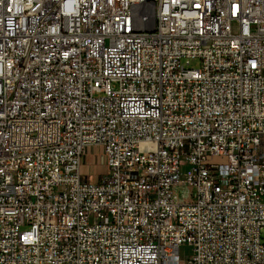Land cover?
Wrapping results in <instances>:
<instances>
[{
	"label": "built area",
	"instance_id": "built-area-1",
	"mask_svg": "<svg viewBox=\"0 0 264 264\" xmlns=\"http://www.w3.org/2000/svg\"><path fill=\"white\" fill-rule=\"evenodd\" d=\"M0 264H264V0H0Z\"/></svg>",
	"mask_w": 264,
	"mask_h": 264
},
{
	"label": "rangeland",
	"instance_id": "rangeland-1",
	"mask_svg": "<svg viewBox=\"0 0 264 264\" xmlns=\"http://www.w3.org/2000/svg\"><path fill=\"white\" fill-rule=\"evenodd\" d=\"M200 62L199 61H195L193 62V66L197 67L199 66ZM91 157H95V161H97V168L101 171L104 172L105 170V166H104V160H103V156L101 155L99 149H97V151L95 152L94 149H92V156ZM90 160H92V158H90ZM90 163V162H89ZM93 163V162H92ZM91 165V164H90ZM93 170V169H92ZM92 179H95L94 176H92ZM190 254V248L188 246H183L181 248V258L185 259L187 258V256Z\"/></svg>",
	"mask_w": 264,
	"mask_h": 264
},
{
	"label": "crops",
	"instance_id": "crops-1",
	"mask_svg": "<svg viewBox=\"0 0 264 264\" xmlns=\"http://www.w3.org/2000/svg\"><path fill=\"white\" fill-rule=\"evenodd\" d=\"M92 156V152L88 154L85 162H84V165H83V169L85 171H92V169L94 170V168L96 167L97 165V161L94 160V157H91ZM90 158H92V160H90ZM90 162V163H89ZM93 162V163H92ZM91 164V165H90ZM104 166H106L105 162H104Z\"/></svg>",
	"mask_w": 264,
	"mask_h": 264
}]
</instances>
